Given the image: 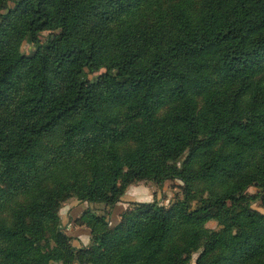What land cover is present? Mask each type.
Masks as SVG:
<instances>
[{"label": "trees", "instance_id": "obj_1", "mask_svg": "<svg viewBox=\"0 0 264 264\" xmlns=\"http://www.w3.org/2000/svg\"><path fill=\"white\" fill-rule=\"evenodd\" d=\"M175 179L182 198L129 202L109 224L129 185ZM69 198L104 205L73 220L90 230L83 247L61 222ZM256 201L264 0H14L0 12V264H264Z\"/></svg>", "mask_w": 264, "mask_h": 264}, {"label": "rangeland", "instance_id": "obj_2", "mask_svg": "<svg viewBox=\"0 0 264 264\" xmlns=\"http://www.w3.org/2000/svg\"><path fill=\"white\" fill-rule=\"evenodd\" d=\"M13 4H14V0L7 1L5 6L3 8H0V12L1 13L5 12L9 7H12ZM55 33L56 32H51V31H47V30L43 31V32H41L39 39L41 42H43L45 39H47L48 37H50L52 34H55ZM35 48H36V44L32 43V42H28L26 39L24 40V42L22 43V46H21V50L25 54H31ZM100 72H101V70L91 72V73L87 72V77L89 79H92V78L94 79ZM137 184H141L140 186H142L145 189L144 190L143 188H140V189L144 190V193L138 197L137 201H139V202L156 200L159 204L164 205V206H168L170 203H172L176 199L183 197L182 187H181L182 183L178 179L167 180L163 183L162 187H159L157 184H155L154 182H150V181L139 182ZM137 186H139V185H137ZM144 186L147 188H145ZM249 191L255 192V188L250 187ZM69 199L64 200L62 202L61 206L63 205V203L68 202ZM87 203L89 204L88 207L90 208V210L95 211V212L97 211V208H93V206H98L99 204H102V203H95V202H87ZM252 206L257 208L258 210L264 212V207H262L259 204V202H257V201L254 202L252 204ZM127 208H130V207L128 206ZM69 220L71 221V219H69ZM69 223H67V225H66L68 228L72 227L71 225L68 226ZM66 226L63 225L64 231H67ZM207 226L209 228H216L217 227L214 220L209 221L207 223ZM196 256H197V253H194L192 255L191 264H194Z\"/></svg>", "mask_w": 264, "mask_h": 264}, {"label": "crops", "instance_id": "obj_3", "mask_svg": "<svg viewBox=\"0 0 264 264\" xmlns=\"http://www.w3.org/2000/svg\"><path fill=\"white\" fill-rule=\"evenodd\" d=\"M140 185L141 184H132L126 188L125 193L121 197L120 201L117 202L111 210L109 215L110 225H114L119 221L120 214L129 206V202L137 201L138 197L144 193L145 189ZM140 188H143L144 190ZM88 205L89 204L86 201L79 202L74 198H70L68 202L63 203L59 210L62 224L66 226L67 223L70 222L68 226H72L70 228L66 226L68 232H65L72 236V245L75 247L86 246L90 241V230L86 226L75 225L73 221L81 214L84 209L89 208ZM93 208H97L96 213H101L104 206L103 204H99L98 206H93ZM69 219H71V221Z\"/></svg>", "mask_w": 264, "mask_h": 264}]
</instances>
